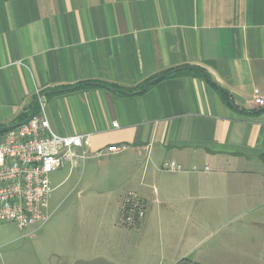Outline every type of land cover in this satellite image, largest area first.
Wrapping results in <instances>:
<instances>
[{"label":"crops","instance_id":"obj_1","mask_svg":"<svg viewBox=\"0 0 264 264\" xmlns=\"http://www.w3.org/2000/svg\"><path fill=\"white\" fill-rule=\"evenodd\" d=\"M183 66L209 81L182 76L130 90ZM255 90L264 98V0H0V129L29 119L42 97L54 132L89 136L87 159L70 172L87 167L117 182L103 210L121 217L133 193L149 215L139 226L120 218L61 264H128L134 233L166 205L218 201L245 215L247 192L264 193ZM113 145L127 148L108 153ZM167 161L183 171L163 170Z\"/></svg>","mask_w":264,"mask_h":264},{"label":"rangeland","instance_id":"obj_2","mask_svg":"<svg viewBox=\"0 0 264 264\" xmlns=\"http://www.w3.org/2000/svg\"><path fill=\"white\" fill-rule=\"evenodd\" d=\"M49 178L48 221L0 229V264H61L63 256L71 261L78 245L94 238L103 241L112 224L120 218L122 222L123 215L103 210L117 184L104 173L87 167L70 172L67 164ZM245 198L243 216L221 208L218 201L211 208L193 201L159 208L150 214L148 227L134 233L128 264H174L170 262L180 261L185 253L200 264H264V226L255 224L264 214V193L253 197L247 192ZM190 209L202 215L189 217Z\"/></svg>","mask_w":264,"mask_h":264},{"label":"built area","instance_id":"obj_3","mask_svg":"<svg viewBox=\"0 0 264 264\" xmlns=\"http://www.w3.org/2000/svg\"><path fill=\"white\" fill-rule=\"evenodd\" d=\"M254 101L257 106H264L258 90L254 91ZM37 108L36 113L15 128L0 129V224L14 223L22 228L44 225L49 219L50 174L67 164L73 168L79 160L84 163L88 157V135L57 134L50 126L42 97ZM126 148V145H113L106 151L121 153ZM95 156H102V152ZM163 170L178 173L183 167L167 161ZM144 217L142 201L131 193L126 199L123 223L134 225Z\"/></svg>","mask_w":264,"mask_h":264},{"label":"trees","instance_id":"obj_4","mask_svg":"<svg viewBox=\"0 0 264 264\" xmlns=\"http://www.w3.org/2000/svg\"><path fill=\"white\" fill-rule=\"evenodd\" d=\"M182 76H200L202 78H205L209 81L208 74L197 67H190V66H183L181 69H174V70H169L163 73H160L159 76H157L155 79H151L149 81H146L145 83L130 89L131 92L138 94H143L146 91H148L150 88H152L154 85H156L158 82H161L163 80H168L172 78H177V77H182ZM97 86V85H95ZM91 88L89 85H78L77 88H72L73 90H84ZM71 90V89H70ZM177 264H200L197 262L191 261L189 258H183L181 259Z\"/></svg>","mask_w":264,"mask_h":264},{"label":"water","instance_id":"obj_5","mask_svg":"<svg viewBox=\"0 0 264 264\" xmlns=\"http://www.w3.org/2000/svg\"><path fill=\"white\" fill-rule=\"evenodd\" d=\"M16 125L14 126H10L6 129H13L15 128ZM74 264H112L110 262H108L107 260L103 259V258H97L95 260H92V261H76Z\"/></svg>","mask_w":264,"mask_h":264}]
</instances>
